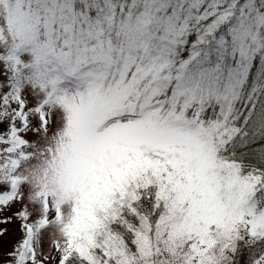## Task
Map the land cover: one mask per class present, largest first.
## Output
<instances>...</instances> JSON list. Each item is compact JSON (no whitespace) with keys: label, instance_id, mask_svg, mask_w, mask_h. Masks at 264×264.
Here are the masks:
<instances>
[{"label":"snow or ice","instance_id":"6c2138e0","mask_svg":"<svg viewBox=\"0 0 264 264\" xmlns=\"http://www.w3.org/2000/svg\"><path fill=\"white\" fill-rule=\"evenodd\" d=\"M0 264H264V0H0Z\"/></svg>","mask_w":264,"mask_h":264}]
</instances>
